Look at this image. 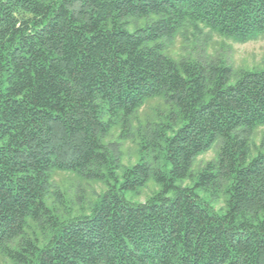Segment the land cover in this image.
Returning <instances> with one entry per match:
<instances>
[{
  "label": "trees",
  "instance_id": "obj_1",
  "mask_svg": "<svg viewBox=\"0 0 264 264\" xmlns=\"http://www.w3.org/2000/svg\"><path fill=\"white\" fill-rule=\"evenodd\" d=\"M201 27L253 41L264 0H0L1 256L264 264V142L250 144L264 127V63L235 72L225 60L174 59L178 35ZM156 99L167 108L137 130L153 161L123 166L108 139L116 126L127 138ZM216 143V159L193 174ZM55 172L105 191L88 213L64 212L51 203ZM189 178L194 187L177 184ZM150 183L153 195L132 201Z\"/></svg>",
  "mask_w": 264,
  "mask_h": 264
},
{
  "label": "rangeland",
  "instance_id": "obj_2",
  "mask_svg": "<svg viewBox=\"0 0 264 264\" xmlns=\"http://www.w3.org/2000/svg\"><path fill=\"white\" fill-rule=\"evenodd\" d=\"M170 55L174 59L201 57L208 61L225 60L230 63L235 72L244 69L262 68L264 63V34L253 41L239 44L230 39L223 38L216 32L204 27H201L197 33L189 29L185 34H179L175 39L170 47ZM166 108L167 106L162 99L148 101L133 119L129 136L125 139H120L122 133L121 127L116 126L114 128L108 142L118 143L122 151L123 166L140 162L142 154H144L145 161H153L152 154L149 153L148 149L143 150L142 153L140 152L142 142L137 141V130L147 126L148 123H153V121L158 119V116L162 113L161 111ZM253 140L255 146L260 147L262 145L264 142V127L258 128L255 138H252L250 142L251 145ZM219 149V143H216L209 153L198 157L192 168V173L195 174V172L200 171L206 162L215 160ZM256 155L257 153L255 152L251 157ZM123 172L124 168L118 171L120 179H122ZM195 182L196 178H189L177 184L184 187H194ZM52 184L51 203H54L56 207H60L64 212H71L72 215L88 213L90 206L97 200L98 195L105 191V186L102 183L88 182L70 173L55 172ZM156 190L157 187L153 183H150L141 192L140 196L132 201L145 202ZM197 193L201 198L208 201L209 194L207 195L198 189ZM216 207L217 209L224 207L223 198L219 200ZM0 264L13 263L0 255Z\"/></svg>",
  "mask_w": 264,
  "mask_h": 264
}]
</instances>
